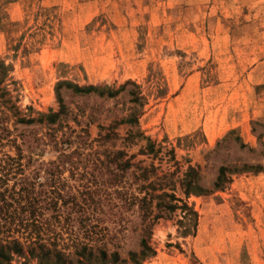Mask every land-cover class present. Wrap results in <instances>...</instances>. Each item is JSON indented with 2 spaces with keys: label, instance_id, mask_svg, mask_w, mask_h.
Listing matches in <instances>:
<instances>
[{
  "label": "rangeland",
  "instance_id": "374dc122",
  "mask_svg": "<svg viewBox=\"0 0 264 264\" xmlns=\"http://www.w3.org/2000/svg\"><path fill=\"white\" fill-rule=\"evenodd\" d=\"M0 58L13 68L2 84H7L9 105L33 117L58 110L60 80L116 89L136 81L148 98L140 128L159 151L140 153L146 140L121 144L118 139L115 148L136 154L132 162L137 165L154 164L159 176L174 172L164 190L171 192L174 184L179 197L185 198L181 178L187 167L199 168L208 191L187 199L198 212L196 224L181 223L180 209L158 219L150 240L156 253L141 264H264V0H0ZM62 92L74 111L79 105L87 112L98 110L90 124L83 119L90 139L98 137L99 124L107 125L131 105L124 92L113 99ZM14 119L10 127L17 126L18 134L46 131L40 124L14 126ZM128 128L120 125L118 132L125 136ZM231 129L246 147L231 140L216 149ZM96 149L98 141L85 153ZM82 158L63 163L47 147L30 166L47 168L43 181L59 166L63 189H83L111 177L101 160ZM236 164L241 169L231 171ZM137 165L124 176L130 192L143 182ZM221 166L228 167L230 181L215 188ZM108 189L123 206L117 216L114 202L103 206L107 213L101 216L109 213L114 221L104 222L118 230L112 243L122 242L109 246L127 259L120 264H134L128 251L140 250L144 224L137 206L124 204L115 187ZM11 264L39 262L26 254Z\"/></svg>",
  "mask_w": 264,
  "mask_h": 264
},
{
  "label": "trees",
  "instance_id": "16d2710c",
  "mask_svg": "<svg viewBox=\"0 0 264 264\" xmlns=\"http://www.w3.org/2000/svg\"><path fill=\"white\" fill-rule=\"evenodd\" d=\"M12 69L11 64L0 58V264H11L15 256L26 254L36 258L39 264L126 262L127 259L122 258L118 249L109 246L112 244L121 247L122 244L121 241L112 243L118 239V230L104 222L112 221L109 213L105 215L109 220L101 216L104 212L107 213L103 206L112 202L119 209L113 216L123 215V206L108 187H115V191L120 195L119 199L124 204L137 206L144 224L140 250L128 251V258L134 264H141L156 253L150 240L152 227L158 219L168 217L170 213L180 209L181 223L193 220L196 224L198 212L187 199L191 195H202L208 191L201 183L202 177L198 167H187L181 178L185 198L179 197L174 191V184L170 187L171 192L164 190V186L172 182L174 172L159 176L156 174L158 168L154 164L137 165L132 162L136 154L129 155L126 149L115 148L118 139H121V144L146 140V146L140 149V153L156 155L159 151L155 147V141L140 128V118L148 98L136 81L129 79L116 89L108 83L81 85L70 80H60L56 84L58 110L50 109L48 112H40L38 117H33L31 114L22 115L15 103L9 105L12 99L11 96L6 97L9 94L7 84H2L11 78ZM64 88L78 96L94 94L104 99L116 98L124 92L129 96L128 102L131 105L124 109L121 115L116 114L107 125L99 124L98 137L90 139L89 124L91 120L98 118V110L91 109L87 112L86 108L81 107L83 105H79L78 110L74 111L65 100L62 92ZM13 118L14 126L17 123L27 126L40 124L46 127V131L41 135L33 130L28 134H18L17 126L13 129L10 127ZM85 118L89 120V124H83ZM71 121H74L79 129L74 128ZM123 124L129 125L125 136L118 132L119 126ZM19 138L23 142L19 143ZM231 140H236L241 147H246L237 130L231 129L218 141L216 149L219 150ZM95 141H98L100 149L85 153V148ZM111 143L112 148L109 147ZM23 145H26L28 152ZM73 145L76 146L74 149ZM47 147L57 152L59 161L63 163H79L83 156L92 155L95 160H101L104 167L112 170L111 177L95 181L96 185L83 184V189L75 188L74 185L63 189L62 181L58 178L62 170L58 166L56 170L49 171L52 177L43 181L42 173L47 171V168H31L30 164L35 160L34 155L45 152ZM135 165L141 170L138 177L143 182L130 192L129 187L125 185L124 176ZM240 167L236 164L229 169L235 171L240 170ZM254 168L257 170L259 167ZM226 170L228 167H220L215 188H222L230 181ZM157 190L162 191L157 193ZM190 228L186 227L185 232L189 233ZM65 233L69 235V239L64 238Z\"/></svg>",
  "mask_w": 264,
  "mask_h": 264
}]
</instances>
